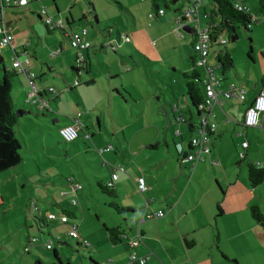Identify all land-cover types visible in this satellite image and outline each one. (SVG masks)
I'll return each mask as SVG.
<instances>
[{"label": "crops", "instance_id": "0c3cea01", "mask_svg": "<svg viewBox=\"0 0 264 264\" xmlns=\"http://www.w3.org/2000/svg\"><path fill=\"white\" fill-rule=\"evenodd\" d=\"M28 1L26 6H3L6 29L14 34L15 40L1 54L9 69L11 58L15 56L25 65L29 62V69L34 73H19L18 81L13 85L12 95L16 107L26 110L23 115L32 113L33 109L26 96L35 87L49 104L45 112H38L39 114L56 112L55 118L61 129L73 124L74 119L81 113L80 121L83 126L79 136L82 131L89 138L95 135V144L97 142L100 146H105L115 142V133L108 129L109 124L121 127L129 124L139 126L141 128L138 130L143 135L152 134L146 141L137 140L138 132L129 138L126 134L123 135L127 146L125 152L121 153V158L119 155L116 158H119L117 162H123L125 171L119 173L115 182V198L117 204L128 208L126 211L137 216L133 218L136 225L129 223V216H125L128 228L119 223L113 225L120 226L125 233L123 241L112 243L106 230L104 239L95 242L97 250L103 251L104 246L107 251L106 258L116 264H127L133 251L128 240L139 227L143 237L136 251L139 255L149 256L147 264H264V223L256 221L252 215L253 206H258L264 215V181L253 187L248 171L250 163L264 165V112L261 114L259 126L247 127L244 124L247 109L264 85V42L252 45L251 51L254 54L250 55V61L240 56L238 44L228 48L235 66L225 72L217 68L216 56L220 47L216 44L212 46L208 66L216 68V73L221 78L217 85L221 92L220 103L214 109L217 129L212 134L210 156L204 161L194 163L183 161L192 150L191 139L197 134L199 121L197 116L190 113V99L187 95L186 107H181L178 103L173 105L172 101L170 107L166 106L164 113L158 118L159 93L156 75L158 64L164 63L182 78L184 73L191 74L195 70L193 61L198 60L194 50L195 21L183 19L180 31L184 33V37L181 38L177 31L180 25L174 18L176 13L173 10L169 13L167 10L164 16L151 18L149 14L156 11L151 0H48L53 6L52 11L49 10L46 0ZM193 1L201 9V25H207L212 18L219 23V18L212 13L215 9L212 0H192L191 3ZM244 3L255 15L259 12L252 0H244ZM189 4L185 2L183 10ZM42 8H46L48 15L55 21L62 20L66 27L49 29L40 14ZM90 23H95L97 30L94 35H90L88 29V39L92 46L82 51L85 58L82 66L77 62L78 49L64 54L65 43L56 31L60 30L65 41L70 44L69 34L88 28L87 24ZM121 33H128L131 41L123 43ZM3 34L1 22L0 38ZM108 42H118L120 45L114 49L106 45ZM247 49L246 47L245 52ZM58 50L61 52L54 56L53 52ZM214 50L215 60H211ZM69 58L72 68L80 76L79 84H76L78 82L75 75L65 72ZM95 61L101 66L103 74L94 73ZM82 67L90 77H83ZM137 70H142L143 73L139 74ZM50 79H53L51 83ZM184 80L186 83L185 78ZM145 81L147 86L143 87ZM55 86H59V91ZM51 87L59 92L58 96L51 95L48 91ZM230 89L244 90L245 99L237 96L225 98L222 92ZM161 90L159 86V91ZM75 100L77 103H74ZM152 101L155 104L153 114L150 111ZM32 117L35 116L29 115L25 121L18 117V125L26 124L27 121L34 122ZM96 121L99 130L90 135L87 130H91ZM21 135L23 137L22 132ZM162 138L166 148H162L161 162H158V157L146 150L161 149ZM244 142H248V147H243ZM101 150H104L100 152L104 155L106 151H113V147L110 150H106V147ZM242 151L245 154L243 158L240 156ZM213 159L219 160L220 164H213ZM105 161L107 160L104 159L102 165L110 170V176L100 179L104 183L111 177L113 164L105 165ZM17 167L19 165L15 168ZM15 168L2 172L8 173L4 179ZM138 176H143L149 187L147 194L141 193L142 197L136 184ZM74 181L81 184L76 176ZM68 184L70 191L67 195L77 198L78 191H73L69 181ZM0 198L3 203V195ZM68 204L71 203H61L57 213L63 212L62 208L65 207L73 210L74 218H77L79 213L68 207ZM218 205L221 206V212H218ZM158 210H164L165 214L159 219L149 217ZM49 212L51 211L48 210ZM46 216L47 214L44 217L40 213V221L45 223ZM143 216L146 217L145 221H141ZM47 221L59 225L67 224L70 227V224L59 220ZM78 230L80 235H85L84 231H80V225ZM31 238V235L23 234L19 244L26 248ZM92 244L90 240L88 247ZM33 245L31 243L29 250L24 249L23 253L32 264H45L40 257L36 258L31 254ZM4 247L9 255L18 252L9 246ZM106 258L104 261L108 260ZM92 259L100 263L93 256ZM21 264H25V259Z\"/></svg>", "mask_w": 264, "mask_h": 264}, {"label": "rangeland", "instance_id": "374dc122", "mask_svg": "<svg viewBox=\"0 0 264 264\" xmlns=\"http://www.w3.org/2000/svg\"><path fill=\"white\" fill-rule=\"evenodd\" d=\"M46 1L49 10L52 11L53 6L48 0ZM206 1L208 2V0ZM252 2L257 8L261 5V0H252ZM170 12L171 10H169ZM255 16L256 18L258 17V21L252 25L251 31L242 28L240 30V38L235 43L228 41L226 45L230 49L235 44H238L240 56L245 57L249 61L251 60L250 55L252 56L254 54L251 51L252 45L257 42H264V13L260 9ZM94 24H87L90 35H94L97 30ZM56 33L65 43L64 54L67 51H70V53L72 50L75 51V48L65 41L60 30H57ZM250 37L252 40H250ZM91 38L93 39V36ZM122 42L126 43L124 40ZM246 47L248 48L247 52H245ZM91 53H93V49ZM215 54L216 50L212 52L210 56L211 60H215ZM81 64L84 66V63ZM72 66L73 64L69 58L65 65V72L75 75L78 82L76 84H79L80 76ZM198 70L201 74H205L206 70L203 66H198ZM101 71V66L95 61L94 73L101 74ZM136 72L139 74L143 73L142 70H137ZM82 74L83 77H90L83 67ZM156 77L158 79L159 93L158 118L164 113L166 106L170 107L172 101L174 102L173 105L178 103L181 107L187 106L186 83L180 74H174L169 66L164 63L158 64ZM18 78L19 75L16 82ZM51 80L53 79L49 80L50 83ZM56 86L55 88L59 91V86ZM142 86L146 87L147 82L145 81ZM159 86L162 89L161 91H159ZM51 95L53 96L52 93ZM60 98H58L59 101L61 100ZM74 103H77L76 100ZM30 107H33L32 113L20 116V118L25 121L29 115L33 114L35 116L32 117L34 122L27 121L26 124L21 126L16 125L17 135L22 142L21 154L23 156V162L19 167L11 170L12 173L11 175L9 174V177L4 179V176H8V173L0 174V196L3 195L5 199L3 203L0 201V264H21V261L24 259L25 264H32L29 257L23 253L25 248L19 244L23 234H29L32 238L37 237L39 239V242L33 245V252L31 254L35 255L36 258L40 257L45 264H96L92 260V256L100 263H103L107 257V251L104 246H102L103 251L97 250V244L95 242H101L104 239L103 236L106 234L105 226L112 227L115 223H119L124 228H128L125 216L128 215L129 218H127V221L131 224L134 223V225H136V222L133 221V218L137 216L135 217L131 211L124 210L120 212L114 206V203H118L117 199L103 192L99 187L98 180L110 176V170L105 168L102 162L106 159L108 163H120L124 165L122 161L117 162L121 158V153L125 152L127 146V143L123 139L124 134L129 138L135 132H138L136 137L137 140L141 141L149 140L152 134L143 135L138 130L141 128L139 126H131L129 124L128 126L121 127L109 124L108 129L115 133L114 143H107L105 146H100L97 142L96 144L93 142L95 135L89 138L86 137V133L83 131L77 137L76 141L67 143L60 135L59 122L55 118L57 115L55 114L56 112L39 114L36 105H30ZM153 108H155V104L152 101L150 104L152 114ZM56 111L59 110L56 109ZM129 113L132 114V111L129 110ZM98 130L96 121V124L91 127V130L88 129L87 131L92 135L93 131L96 133ZM82 138H85V140L83 141ZM110 146L113 147V151H106L104 155L100 153L101 149ZM162 148H166L163 138L161 140V149L151 148L146 151L150 152L149 154H155V157H158V162H161V156L163 154ZM118 155L119 158H116ZM75 176L81 181L82 189L78 190L77 198L75 197L79 201V204L75 207L68 204V207L73 208L79 213V216L75 219L80 225V231H84L86 235L81 236L89 242L90 240L92 241L93 244L91 247H85L82 244L79 245L77 239L70 237L68 234L70 231L69 225H59L55 222L47 221L48 219L44 223L39 219L40 213L45 217L48 210L57 212L61 203H71L72 195H64L63 193L70 191L68 181L71 178L74 179ZM159 218L157 217V219ZM50 240L53 243L54 249L48 250L45 247V242ZM4 246H9L13 250L17 249L23 255L17 251L9 255ZM55 249L58 250L61 259L55 257ZM106 259L109 260V258Z\"/></svg>", "mask_w": 264, "mask_h": 264}, {"label": "built area", "instance_id": "2783aa9c", "mask_svg": "<svg viewBox=\"0 0 264 264\" xmlns=\"http://www.w3.org/2000/svg\"><path fill=\"white\" fill-rule=\"evenodd\" d=\"M192 0L188 1L190 4L187 5L184 9L183 15H179L176 17V22L180 25L177 28L178 36L183 38L184 33L180 31V27L183 25V19L187 21H195L196 24L193 27L196 39L194 41V50L198 55L197 64L200 66L206 67L205 75H204V84L206 88V98L200 104V109L202 110V115L199 118L197 124V134L192 137L191 145L192 150L190 153H187L186 156L183 158V161L188 160L194 163L204 161L208 156H210L212 152V134L217 129V122L215 120L216 113H215V105L220 103V94L221 92L217 89V85L220 84L221 78L218 77L214 68L208 66V56L210 55V51L212 45L214 44L211 39V28L209 23L207 25L200 24V15L201 9L199 4L191 3ZM28 0H2V4L0 5V23L3 22V32L4 34L0 38V53L3 52L4 48L12 46L15 40V36L12 32H8L4 22V12L3 6H26L28 4ZM235 8L241 11L250 12V8L244 3V0H236L234 2ZM160 13L163 14L164 10L160 9ZM40 14L43 16V20L45 25L49 29L55 28H65L64 22L62 20L55 21L51 16L48 15L46 8H42L40 10ZM149 16L152 18L154 17V13H150ZM70 37V44L72 47L79 50L77 55V62L84 63L85 58L82 54V51L88 49L92 46V42L88 39V28L85 27L80 31H73L69 34ZM121 40L125 42L131 41V36L128 33H121L120 34ZM220 43H226L227 39L225 37H221L219 40ZM110 48H116L120 44L117 42L115 44L108 42L106 44ZM61 52V50L53 52V55H57ZM11 69H15L18 73L26 72L30 75H34L29 69V62L27 65L22 62L19 58L13 56L11 58ZM54 96L59 95V92L51 87L48 90ZM224 97L230 99L234 96L240 97L241 99L245 98V91L244 90H226L222 92ZM27 102L30 105H36L39 110H46L49 106L48 100L42 96L41 93H38V90L35 87L27 93L26 97ZM264 112V85L261 87L258 95L256 96L253 104L247 109L245 114L244 124L249 127H257L260 125L261 122V114ZM81 113L77 115L74 119L73 124L65 126L60 129V134L65 142H73L79 136V131L83 126V123L80 121ZM248 142L243 143V147H248ZM112 147L106 148V150H110ZM182 149V148H181ZM104 150H100L102 153ZM240 156L243 158L245 156L244 152L240 153ZM213 164L219 165L220 162L217 159L212 160ZM105 165H108V162H104ZM264 168V165H260ZM112 174L110 179L107 181L108 186H113L115 182L119 178V173L124 172L125 168L121 164H111ZM69 182L72 185L73 191L77 192L81 189V184L77 181H74L73 178L69 179ZM137 189L141 193H144L148 190V185L146 180L143 176H138L136 180ZM67 195L68 193H63ZM71 204L76 206L78 204L77 199L74 197L71 200ZM148 200H146V207H148ZM165 214L164 210H158L153 212L149 215V217H161ZM46 218L48 220H59L62 223L70 224V231L69 236L73 239H77L82 245L90 246V242L83 238L78 230L79 224L65 212H49L47 213ZM146 217L143 216L141 221H145ZM143 234L139 227H137L134 231V236L129 238L128 243L133 249L129 256V260L127 264H147L149 256H142L139 255L136 251V248L139 246L142 240ZM39 239L37 237L31 238L30 243L26 246V250H29V245L31 243H38ZM45 247L49 250L53 248L52 241H46ZM102 264H116L113 260H106Z\"/></svg>", "mask_w": 264, "mask_h": 264}, {"label": "trees", "instance_id": "16d2710c", "mask_svg": "<svg viewBox=\"0 0 264 264\" xmlns=\"http://www.w3.org/2000/svg\"><path fill=\"white\" fill-rule=\"evenodd\" d=\"M151 1L153 3V7L156 9V11L151 12L154 13L155 17L164 16L167 10H173L176 13L174 17L176 19L177 16L183 15V5L185 2L190 0ZM212 1L215 3V9L212 13L219 18V23H216L213 18L212 21H209L208 23L211 28V39L214 44L220 47V50L216 56L218 62L217 68L222 72H225L235 66L234 58L226 46L228 41L235 43L240 38V30L242 28L251 31V26L256 23L257 18L251 11H241L235 8L234 2L232 0ZM160 9L164 10L163 14L160 13ZM260 9L263 12V0H261L259 10ZM222 36L227 37L226 43L219 42ZM250 40H252L251 37ZM193 62L195 70L191 74L184 73V78L186 79L187 95L190 99V113L194 117L197 116L199 120L202 115V110L199 106L206 98V88L203 80L205 74L202 75L198 72L197 67L200 65H197L195 59ZM214 70L217 71L216 68H214ZM18 75L19 73L15 69H9L5 59L0 53V173L15 168L23 162V156L21 154L22 142L21 139H19L16 131V125L18 124V116L16 111L18 108L16 107V103L12 95L13 85L16 82ZM31 109H33V107ZM22 110L26 112L25 109ZM38 112H45V110L38 109ZM248 171L249 180L253 187L260 185L264 181L263 167L250 163ZM106 183H104L102 180H98V185L101 190L115 197V184L113 186H108ZM114 206L120 212L128 210V208L122 206L120 207V205L117 203H114ZM62 211L72 218L75 217L74 211L69 208L63 207ZM218 212H221L220 205H218ZM252 215L256 221L264 223V215L258 206L252 207ZM106 230L112 243H119L123 241V235L125 233L120 229V226H106ZM30 241L28 243H30ZM80 244L81 243L79 242V245ZM54 255L56 258L60 259V255L56 249L54 250ZM36 264H41V262H36ZM96 264L100 263L96 262Z\"/></svg>", "mask_w": 264, "mask_h": 264}, {"label": "water", "instance_id": "95a60500", "mask_svg": "<svg viewBox=\"0 0 264 264\" xmlns=\"http://www.w3.org/2000/svg\"><path fill=\"white\" fill-rule=\"evenodd\" d=\"M186 30H188L187 28H185ZM28 112V111H27ZM16 114H17V116L18 117H20V116H22L23 114H24V111L22 110V109H18L17 111H16Z\"/></svg>", "mask_w": 264, "mask_h": 264}]
</instances>
